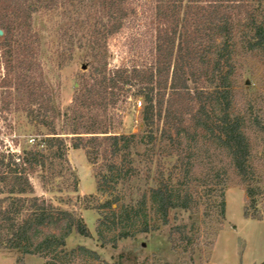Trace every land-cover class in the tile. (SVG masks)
I'll return each instance as SVG.
<instances>
[{
  "label": "trees",
  "instance_id": "obj_1",
  "mask_svg": "<svg viewBox=\"0 0 264 264\" xmlns=\"http://www.w3.org/2000/svg\"><path fill=\"white\" fill-rule=\"evenodd\" d=\"M258 0H156L155 61L143 67H111L108 61V0H0V102L3 112H24L34 133L31 147L19 153L0 149V250L73 264L81 256L101 260L85 247L67 250L72 234L90 238L85 221L36 194L31 177L46 191L61 185L78 192L68 150L85 151L95 167L96 229L103 247L149 233L150 212L169 225L170 213H196L202 199L214 196L213 208L226 216L224 187L233 172L246 188L244 216L262 220L256 197L261 192L251 136L264 135V118L253 110L236 111L234 32L244 24L253 33L252 50L264 54V23ZM72 6L89 48L87 73L65 111L57 108L42 61V39L34 16ZM75 37H73L74 40ZM80 42V41H78ZM75 45V43H73ZM141 100L146 133L115 132L122 104ZM60 123V125H59ZM158 144L176 157L170 175L156 171L154 185L136 200L124 201L119 186L140 173L135 156L141 146ZM203 169L202 175L197 174ZM180 179L175 183V175ZM195 184L204 195L195 193ZM94 198V197H93ZM254 210V213H251ZM207 215V213H204ZM173 242L188 249L195 238L185 225L171 229ZM261 264H264L262 262Z\"/></svg>",
  "mask_w": 264,
  "mask_h": 264
},
{
  "label": "rangeland",
  "instance_id": "obj_2",
  "mask_svg": "<svg viewBox=\"0 0 264 264\" xmlns=\"http://www.w3.org/2000/svg\"><path fill=\"white\" fill-rule=\"evenodd\" d=\"M258 18L264 23V0L255 4ZM70 5L42 11L34 16V28L42 39V61L47 81L54 93V103L62 112L69 107L78 86V77L87 73L89 48L85 33L79 30L74 20L77 15ZM109 38L108 61L111 67H143L155 61L156 41V0H108ZM253 33L244 24H237L234 32L235 67L234 87L237 92L236 111L253 110L264 118V54L252 50L249 41ZM73 37L74 40H73ZM80 41V42H78ZM75 43V45H73ZM4 91L0 88V93ZM1 98V96H0ZM141 100L122 104L120 117L115 123L119 134L143 135ZM0 102V149L18 152L21 147H31L34 129L26 113L13 110L3 112ZM60 125V123H59ZM254 165L257 169V184L261 192L256 197L257 212L262 220L244 216L247 205L246 188L233 173L224 187L226 196V216L221 219L213 208L217 199L208 196L202 199L198 212L173 210L169 225L150 212L149 233H139L134 239L120 241L117 248L103 247L98 241L96 229L99 213L95 206L107 198L97 192L95 167L92 166L84 150H68V159L78 179V192L62 186L52 191L43 189L38 175L31 177L36 194L52 201L58 208L69 210L81 217L87 224L91 237L72 234L67 240V250L79 246L96 252L101 260L81 256L73 264H261L264 262V135L253 134ZM141 146L135 156L140 173L128 185L119 186L125 202L136 200L141 193L154 185L156 171L163 168L166 177L170 175L176 157L171 155L164 144H158L154 151ZM203 169L197 174L202 175ZM180 177L175 175L176 183ZM191 190L204 195V189L193 186ZM94 197V198H93ZM207 213L208 216H206ZM254 213V210H251ZM185 225L189 236L195 238L194 246L185 249L174 243L171 229ZM21 255L16 251L0 250V264H17ZM45 259L25 256L24 264H45Z\"/></svg>",
  "mask_w": 264,
  "mask_h": 264
},
{
  "label": "water",
  "instance_id": "obj_3",
  "mask_svg": "<svg viewBox=\"0 0 264 264\" xmlns=\"http://www.w3.org/2000/svg\"><path fill=\"white\" fill-rule=\"evenodd\" d=\"M3 35V32L2 31H0V36H2Z\"/></svg>",
  "mask_w": 264,
  "mask_h": 264
}]
</instances>
